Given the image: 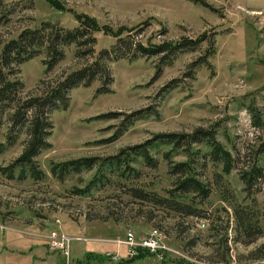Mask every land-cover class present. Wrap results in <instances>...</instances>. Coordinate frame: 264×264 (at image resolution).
<instances>
[{"label": "rangeland", "instance_id": "374dc122", "mask_svg": "<svg viewBox=\"0 0 264 264\" xmlns=\"http://www.w3.org/2000/svg\"><path fill=\"white\" fill-rule=\"evenodd\" d=\"M43 22L68 30L88 25L95 38L93 52L77 58L75 46L65 48L64 59L51 71H46L45 55L16 67L15 76L4 69L7 80L22 83L20 102L42 99L66 76L96 61L111 78L110 93L95 95L103 83L96 79L88 88L70 90L67 108L50 114L51 146L35 159L42 174L39 180L18 169L12 178L1 171L22 154L28 135L21 131L9 145L13 111L0 117V263L9 264L11 257L31 248L34 237L50 250L46 239L53 230L73 238L122 240L128 232L139 239L157 228L166 245L182 256L159 259L146 254L128 260L124 250L117 260L106 257L109 251L92 252L86 259L79 253L90 242L81 240L71 243V264H264V153L257 154L264 143V15L224 0H0V54L20 33L39 29ZM119 35L146 48L206 38L197 51L163 65L156 78L160 56L127 54L114 61L101 55L105 51L111 58L117 55L114 52L122 46ZM171 81L176 86L162 91ZM148 108L151 116L120 134L126 116ZM197 129L214 130L216 140L234 159L233 168L224 172L221 165L197 159L206 152L204 146L192 147L200 150L196 156L179 152L171 157V162L194 160L196 178L209 189L206 199L192 196L200 217L141 202L124 187L168 197L177 180L164 157L169 148L150 151L155 168L141 159L131 163L137 177L101 167V160L156 134H191ZM79 158L99 161L62 178L55 173L57 165ZM253 166L261 168L262 175L246 189L241 174ZM219 175L231 193L228 202L223 200ZM97 178L101 182L93 183ZM236 203L256 210L260 217L262 235L251 244L238 239L232 211ZM10 238L17 244L5 245ZM49 254L45 260L64 264L58 252Z\"/></svg>", "mask_w": 264, "mask_h": 264}, {"label": "trees", "instance_id": "16d2710c", "mask_svg": "<svg viewBox=\"0 0 264 264\" xmlns=\"http://www.w3.org/2000/svg\"><path fill=\"white\" fill-rule=\"evenodd\" d=\"M120 35L117 37L119 38ZM206 36H202V40H182L175 44H163L159 46L143 47L141 44L126 42L123 38H119L120 46L115 51L114 58L110 57V53L105 51L101 55L114 61L126 57H152L160 56V65L157 66L155 77L158 78L161 73V67L168 66L180 54L186 52H195L199 49L201 43ZM95 38L92 36V31L88 25L80 24L78 28L68 30L62 27H55L53 24L43 22L39 29L26 30L19 36L10 41L0 54V117L7 111L12 110L10 114V134L7 143L12 145L17 135L26 130L28 141L26 142L25 150L22 154L8 167L2 168L9 178H12L14 170L18 169L22 174H29L36 180L42 178L41 172L36 165V157L43 151L50 149V143L47 138L52 131V124L49 116L52 112L65 110L68 106L67 94L70 90L77 87L88 88L92 83L99 79L103 83L97 88L95 95L110 93L108 85L111 83V78L105 68L94 62L90 66L77 70L66 76L59 85L51 92L47 93L42 99H31L25 102H20L19 94L22 89V83L19 80H7L4 74V69L8 70L9 75H17L14 69L21 64L28 62L40 55H45L46 60L44 65L46 71H51L59 62L64 59V49L70 46H75V56L84 57L91 55ZM134 47V49H132ZM128 49V51H126ZM210 51L206 52V56L210 55ZM170 57V58H169ZM169 58V60H168ZM200 62V61H199ZM201 63V62H200ZM206 63V61L201 64ZM175 81H171L162 91H167L174 88ZM149 108L144 111L132 113L122 120L120 134L125 131L135 121H139L151 116ZM13 132H15L13 134ZM215 131L212 129L204 130L197 129L191 134H176V133H160L154 135L151 139L143 144L136 145L124 150H121L117 155L107 157L101 160V167L107 172H115L122 169L123 176L137 177L138 172L131 168L130 164L141 159L148 167L155 168L156 161L150 156V151L159 147H167L169 150L164 155L169 164V173L177 177L173 190L169 192L168 197H161L157 193L141 188L126 187L130 196L144 203L167 209L175 214L188 217H200L202 212L196 206L193 195L206 199L209 194V189L206 185L196 178V173L192 167L194 160L190 162H171L173 155L182 152L184 155H198L200 150H193V146H204L206 152L197 159L209 161L216 165H221L223 171L231 170L234 166V159L230 152L216 140ZM264 153V143L259 146L257 154ZM195 155V156H196ZM195 158V157H194ZM98 158H79L69 160L57 165L59 177H64L69 173H77L83 169H90L98 162ZM202 165V164H201ZM58 168V170H57ZM262 175V169L253 166L249 171L241 174V180L245 184V188L249 189L254 182ZM222 176L219 175L220 191L223 200L228 202L231 199V193L228 188H225L222 182ZM101 178H97L93 183L101 182ZM222 185V186H221ZM91 187L94 184L91 183ZM225 189V190H224ZM233 218L235 222V230L238 239H241L244 244H251L262 235L261 226L259 224V215L256 210L247 206L234 204L232 207ZM147 252L137 250L136 255L128 260L138 259ZM92 254L87 255L89 258ZM152 255V254H148ZM108 257V256H106ZM105 257V258H106ZM86 258V259H87Z\"/></svg>", "mask_w": 264, "mask_h": 264}, {"label": "built area", "instance_id": "2783aa9c", "mask_svg": "<svg viewBox=\"0 0 264 264\" xmlns=\"http://www.w3.org/2000/svg\"><path fill=\"white\" fill-rule=\"evenodd\" d=\"M165 236L161 233V231L157 228L150 230L144 237L135 238V236L128 232L124 239H116L113 240V243L117 247H123L125 250V256L128 258H132L136 255L137 250H141L147 252L148 254L156 255L159 259H163L165 256H182L178 251L170 248L164 242ZM86 240L81 238H73L71 236L65 235L59 230H53L47 236L46 242L48 248L52 252H58L64 259V264H71L70 261V249L71 243L73 241ZM108 257H111L113 260H117L122 257L121 254L116 252L113 255L107 253Z\"/></svg>", "mask_w": 264, "mask_h": 264}, {"label": "crops", "instance_id": "0c3cea01", "mask_svg": "<svg viewBox=\"0 0 264 264\" xmlns=\"http://www.w3.org/2000/svg\"><path fill=\"white\" fill-rule=\"evenodd\" d=\"M227 1L234 8L244 10L254 15H264V0H224ZM20 234L27 235L23 232L18 231ZM32 236V235H31ZM34 237V236H33ZM32 237V238H33ZM75 237V236H74ZM32 241L30 240L32 247H28L22 254L16 255V257H11L9 260V264H54L53 261L45 260L46 257L50 258L49 253H53L47 249V247L40 242L38 237H34ZM81 238V237H80ZM25 240L24 238H22ZM82 239V238H81ZM84 239V238H83ZM89 244H85L80 251L79 254L84 255L87 258V255H90L92 252L102 253H124L123 247H117L113 240L116 239H99L94 240L90 238H86ZM81 241V240H80ZM9 242L13 244H17L13 241V238H10L7 242L5 241V245ZM36 244H40L39 246ZM24 245V242L22 246ZM42 245V247H41ZM3 253H8L7 250H4ZM7 262V259H6ZM1 264V263H0ZM5 264V263H4Z\"/></svg>", "mask_w": 264, "mask_h": 264}]
</instances>
